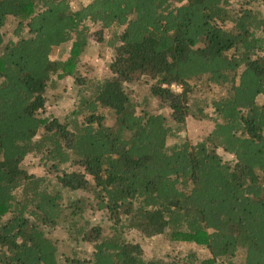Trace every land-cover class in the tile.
I'll list each match as a JSON object with an SVG mask.
<instances>
[{"label":"trees","instance_id":"1","mask_svg":"<svg viewBox=\"0 0 264 264\" xmlns=\"http://www.w3.org/2000/svg\"><path fill=\"white\" fill-rule=\"evenodd\" d=\"M89 30L110 50L100 78ZM68 78L69 114L42 117ZM195 79L225 93L193 95ZM188 116L210 130L167 145ZM50 229L72 245L63 262ZM156 236L206 254L147 258ZM0 264H264V0H0Z\"/></svg>","mask_w":264,"mask_h":264},{"label":"rangeland","instance_id":"2","mask_svg":"<svg viewBox=\"0 0 264 264\" xmlns=\"http://www.w3.org/2000/svg\"><path fill=\"white\" fill-rule=\"evenodd\" d=\"M14 20L12 18H7L4 26H3V34L4 41L14 40L16 39L12 35V25ZM92 31H88L89 40L92 43L91 52L85 55V60L89 61L87 67L92 74H96L99 78L102 76H106L107 67H106V59L109 56L108 51L110 50L106 47H99V44L95 41L94 37H92ZM70 48L69 44H62L56 47L51 54L52 57L59 58L64 56L68 49ZM104 50V57L98 55V52H102ZM96 76V77H97ZM71 79L68 78L65 80V83L62 87H59L54 95H47L46 102L44 108L40 111L42 117H58L61 121L69 114L72 109V105L74 104L73 100L70 98L69 94L71 92ZM195 84V91L193 95H200L201 97H219L225 93L223 88H220L216 85H210L203 79H195L192 81V85ZM180 87V86H179ZM130 89H132V98L134 102L141 103L142 97L147 93L146 88L137 83L136 85H130ZM56 96V97H53ZM262 97L258 98V102H262ZM142 106V105H141ZM147 108L152 110L159 111L165 115L170 125L175 128L176 123L170 119V110L160 104L158 99H150L147 102ZM205 111L210 112L211 109L209 106L205 108ZM105 124L112 125V113L109 111L105 112ZM211 128V123L208 120L196 119L190 116L185 118L184 124L181 126L180 130L176 132V130L171 134L167 139V145H172L176 143H181L182 141H188L190 144H195L198 140H200ZM217 152L223 158V160L230 161L233 156L225 153L221 148H218ZM39 159L36 157L27 156L23 162L22 166L29 172L39 174L41 173V167L39 165ZM79 194V193H78ZM89 219L93 222H99L105 220V217H101V214L91 215ZM48 236L53 240L56 248H57V256L60 262H63L66 257L69 248L72 246H68V240L66 239L65 231L61 229H50L48 231ZM140 245L143 250V254L145 257H163L166 252L169 250H176L179 253H186L190 250L197 251V254L204 255L206 254L203 249L194 246L193 244L183 243V242H170L165 237L156 236L154 238H143L140 240Z\"/></svg>","mask_w":264,"mask_h":264},{"label":"built area","instance_id":"3","mask_svg":"<svg viewBox=\"0 0 264 264\" xmlns=\"http://www.w3.org/2000/svg\"><path fill=\"white\" fill-rule=\"evenodd\" d=\"M173 89L176 90V91H179L180 90V87L179 85H172Z\"/></svg>","mask_w":264,"mask_h":264}]
</instances>
